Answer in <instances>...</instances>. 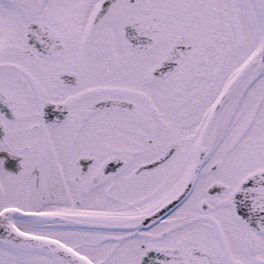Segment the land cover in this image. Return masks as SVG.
<instances>
[{
  "label": "snow or ice",
  "instance_id": "1",
  "mask_svg": "<svg viewBox=\"0 0 264 264\" xmlns=\"http://www.w3.org/2000/svg\"><path fill=\"white\" fill-rule=\"evenodd\" d=\"M0 264H264V0H0Z\"/></svg>",
  "mask_w": 264,
  "mask_h": 264
}]
</instances>
